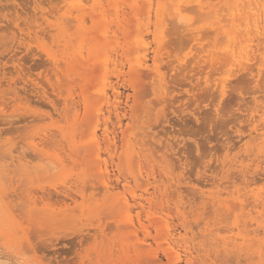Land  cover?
Instances as JSON below:
<instances>
[{"label":"rangeland","instance_id":"rangeland-1","mask_svg":"<svg viewBox=\"0 0 264 264\" xmlns=\"http://www.w3.org/2000/svg\"><path fill=\"white\" fill-rule=\"evenodd\" d=\"M82 1L0 0V256L15 264H264L262 244L225 243L242 210L209 200L230 189L264 192V142L253 139L264 124L256 110L264 105L262 51L249 68L227 65L220 46L228 37L198 1ZM143 53L152 66L138 70ZM105 85L121 90L118 111L103 102ZM106 126L111 142L117 137L107 146L101 136L98 158L91 132ZM244 173L256 181L246 190ZM147 187L155 216L170 213L189 240L191 262L185 247H177L180 260L169 258L164 222L142 212L141 227L140 208L132 212L138 236L128 226L120 198L134 205L131 193Z\"/></svg>","mask_w":264,"mask_h":264},{"label":"bare ground","instance_id":"bare-ground-1","mask_svg":"<svg viewBox=\"0 0 264 264\" xmlns=\"http://www.w3.org/2000/svg\"><path fill=\"white\" fill-rule=\"evenodd\" d=\"M80 1H82V0H80ZM149 1H151V4L153 3V0H149ZM192 1H198L199 2L198 5L200 6V8L207 13V18H209V21H208L209 24L212 25V26L216 25L215 32L217 33V35L220 34V33H224V35H226L225 37H228V39H227L228 41H226L227 44H225L224 46H220L221 49H222V53H223L222 55H224L227 59L229 58L228 61L226 60L227 61V65H230V66L236 65L237 66L238 64L246 63V61L248 63L250 60H252L251 59L252 56H253V58H254V56H256V57L258 56V54H259V53H257L258 51H262V52H261V55H259L261 57L258 56L257 59H259L260 62L261 61L264 62V50L260 49L262 44H261V46H259L260 43L264 44V0H226V1L225 0H219V2H221V1H225L226 2V4L224 2L225 7H223L224 6L223 5V6H221L222 8L217 7V4L213 5L212 2H207L206 3V2H204L202 0H183V3L184 2L188 3V2H192ZM183 3L181 4L182 5L181 7L184 6ZM181 7L179 8V11L181 9L184 10V7L183 8H181ZM150 13H151V10L149 11V14ZM165 13H166V11H165ZM78 20L84 22V19H82V18L78 19ZM223 21H227L228 24H223ZM106 32L107 31H104V33H106ZM140 41H141V39H140ZM217 46L218 45H216V47ZM256 46H257V48H255ZM135 49H136V47H135ZM263 49H264V46H263ZM131 50H133V49H131ZM160 50H162V49H159V51ZM255 51H256V53H255ZM135 52H136V50H135ZM146 53H148V52L146 51ZM146 53H143L142 55H140L138 57L136 65L134 64V67L138 68V70L139 69L141 70L142 68H145V67L148 68V67L152 66L151 64H149V59H148V56H147ZM157 55H159V53ZM219 58H221V57H219ZM108 60H110V59H108ZM157 62H158V58H154V66H153L152 69H153V71H155V73L152 72V75L153 74H155V75L158 74L159 75V72H161L160 71V66L158 65ZM247 63H246L245 67L249 68L250 66L247 67ZM105 64H106V62H105ZM249 64H252V63H249ZM108 65H111V63L109 64V61H107L106 66H108ZM116 65H118V64H116ZM251 67H253V66H251ZM107 68H106V70H107ZM108 72H110V71H108ZM255 76H257V75H255ZM263 79H264V76H263ZM161 80H163L162 77H161ZM163 85H164V83H163ZM225 85H226L225 83H222V85H221L223 93L225 92V87H226ZM108 87H106V85H105L102 88L103 102H105L106 104H109V103H111L113 101L112 104L115 105L116 111H118L119 108H120V105H121L120 103H121V100H122V92L119 89V87L115 86V85L111 86V92H109ZM100 102H101V100H100ZM103 108H101V111H102ZM256 110L258 112L262 111V113L259 114V118H260V120L261 119L264 120V105H261V108L260 109L257 108ZM102 114H103V111H102ZM118 115H119V113H118ZM254 119H256V118H254ZM119 122L122 123V120L120 119ZM260 124L262 125L263 123L261 122V123H259V125L253 127V131L256 132V135H254V136L252 135L253 131L250 133L253 136L254 140H256V141L260 140V142L258 144H260L261 142H264V126H262L260 128L259 127ZM110 134L111 133L109 131V127L108 126L105 127L104 132L101 133V134L99 133L98 128H94L92 130L91 138H92L93 142L95 143V145L98 148V150L96 152L98 158H101L102 155H103L101 150H100V148H99L100 143H101V140H100L101 136L108 143L107 146H110L111 145L110 143H113L116 140L117 136H113V138H114L113 140L114 141L111 142L112 140H110V137H109ZM112 134H113V132H112ZM122 134H123V136L125 135L124 131H122ZM93 150H95V149H93ZM228 161L227 162L224 161L222 163L223 168H225L230 162H231L230 166H234L238 162V161H234V160H232L230 162H228ZM100 162H102V161H99V163ZM103 165L104 164L102 162V166ZM107 166H108V163H107ZM107 166H105V168L102 167L104 172H105V174L103 172H101V175H102L101 181L103 183L102 184L103 187L107 191H110L111 189H114L115 187H114V185L112 183V180L110 179V174H109V171H108V167L109 166L108 167ZM174 170H175V167H174ZM245 172L248 173V170H246ZM234 173H236V172H234ZM161 175H163V173ZM229 176H231V175H229ZM242 177L244 178L245 183L247 184L245 189H243L241 187L243 190H246L247 187H250L249 184L251 185L252 183H256L255 179L249 181L248 180V176L245 173L243 174ZM261 179H264V176ZM142 181H144V179ZM229 181H230V179H229ZM173 184H171V185H173ZM226 188H228V187H226ZM155 189L157 190V187H155ZM230 190L227 191L228 198H223L222 197V195L225 192L222 193L221 191H218L216 193V195L214 194L209 199V200L212 201L213 206H215L217 204H224L228 210H230V209L234 210L235 208L237 209V207H239L242 210V214H241L242 218L240 220H237V222H235V227H236V229H238V231L236 233L226 237L225 238V243L227 245H229L231 243L240 244L242 247H244L246 245H252L253 243L258 242L259 244H262V248H263L264 247L263 246L264 245V222L260 221V216H263V214H264V211H263L264 210V192L263 191H255L254 189H251V190L249 189V190H246L245 192H242L241 189H236V190H232V191H230ZM126 195H124V196L122 195L123 197L120 196L121 197L120 200L121 199L123 200V203H124V206H125V210L127 211L126 213L128 215L127 216L128 219L125 218L127 220L126 222L128 223V226L130 228H132V230L134 231L135 235L138 236V233H137L138 229L136 227V222H135L134 217L132 215L133 210H135L134 207L140 208V210H141V211L137 210L138 211V217H139L138 222L140 223L141 227L144 226V223L141 221V217H140L142 212H146L147 213V217L153 223L156 222V221L157 222H159V221L164 222V228H165V232L166 233H164L165 234L163 236L164 241L161 243V246L166 249V254L169 256V258L172 257V260H174L173 257H176V259L180 260L182 258V254L179 252L177 247H180V248L181 247H185V252H187L186 253L187 262H191V258H190V254H189L190 246L188 244L189 240L187 238H181L182 235H180V232L177 231V228H172L171 221H169V218H168L170 213L167 214L166 218L156 217L155 216V214L157 213L156 209L159 208V207H157L155 205V201H154V197L155 196H153L154 193H150V189L148 187L145 188V190L142 193H140V194H139V192L138 193L137 192L131 193L132 201L135 202L134 205L130 204L131 200ZM249 195H250V197H248ZM183 196H185V195H183ZM117 197H119V196H117ZM229 197H232V198L230 199ZM250 198H253V200L252 201L250 200V202H248ZM172 199H173V197H172ZM195 199H196V197H195ZM121 201H119L118 203H120ZM158 202H160V201H158ZM250 205L252 206L251 208H249ZM121 206H123V205L121 204ZM209 207H210V205H209ZM160 208H161L160 211L165 212L166 208L164 206H161ZM154 209H155V211H153ZM254 212L258 213V216L257 215L253 216ZM204 216L201 215V217H204ZM190 223L191 222H188L187 224H184V227L186 228V230L189 227ZM198 223H197V225H198ZM255 224H257V227H256ZM193 226L195 227V225H193ZM252 226L255 229L253 228V230H251L250 227H252ZM232 231H233V229H232ZM197 234H199V233H197ZM181 242H183V243H181ZM142 246L144 247L145 245L143 244ZM155 257L158 260V256H155ZM0 264H15V263H13L8 258L0 256Z\"/></svg>","mask_w":264,"mask_h":264}]
</instances>
